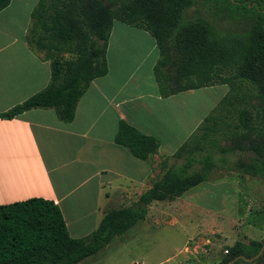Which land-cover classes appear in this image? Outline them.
Listing matches in <instances>:
<instances>
[{
	"label": "trees",
	"instance_id": "obj_1",
	"mask_svg": "<svg viewBox=\"0 0 264 264\" xmlns=\"http://www.w3.org/2000/svg\"><path fill=\"white\" fill-rule=\"evenodd\" d=\"M10 2L0 0V11ZM115 20L143 28L157 41L160 57L154 72L163 95L250 83L261 104L259 124L264 121V0H39L27 40L50 61L51 82L0 116L11 119L30 109L53 108L62 120L71 121L90 83L108 73L106 53ZM227 103L226 94L176 152L177 156L188 153L182 166L168 168L135 206L108 209L86 237L70 234L53 200L32 197L0 205V264H78L145 219L152 202L173 200L207 181L213 169L226 161L221 157L219 163L212 149L222 154L237 149L218 145L212 137L221 125L238 141L250 138L256 129L250 109L239 110L237 119L222 114ZM260 135L262 141L252 146L251 161L239 160L237 167L264 178V126ZM116 142L143 160H149L160 146L157 137L124 120ZM260 247L256 240L238 242L220 264L240 254L253 256Z\"/></svg>",
	"mask_w": 264,
	"mask_h": 264
},
{
	"label": "crops",
	"instance_id": "obj_2",
	"mask_svg": "<svg viewBox=\"0 0 264 264\" xmlns=\"http://www.w3.org/2000/svg\"><path fill=\"white\" fill-rule=\"evenodd\" d=\"M38 2L11 0L0 11V114L51 82L50 61L27 40ZM159 49L149 31L114 22L106 53L108 73L90 83L71 121L62 120L53 108L30 109L11 119L0 116V205L32 197L53 200L70 234L86 237L108 209L135 206L168 168L182 166L188 155L176 152L212 109L180 103V96L196 89L161 93L154 72ZM121 120L159 139L149 160L116 142ZM229 170L238 184L239 174L250 176ZM202 183L173 200L152 202L149 211H156L157 220L163 213L173 215L178 205L192 209L198 203L188 193Z\"/></svg>",
	"mask_w": 264,
	"mask_h": 264
},
{
	"label": "rangeland",
	"instance_id": "obj_3",
	"mask_svg": "<svg viewBox=\"0 0 264 264\" xmlns=\"http://www.w3.org/2000/svg\"><path fill=\"white\" fill-rule=\"evenodd\" d=\"M115 23L119 26L121 21L115 20ZM175 67V64L170 66L171 72ZM232 86L204 87L180 96V103L199 105L202 111L210 107L213 111L227 94L228 103L222 114L237 119L239 110L250 109L253 113L256 129L250 138L234 140L222 125L220 132L212 136L218 145L237 149L226 154L212 149L219 163H222L221 157L226 158L224 165L216 169L208 182L188 193L194 202L204 207L196 204L190 209L178 205L174 212L172 210L173 215L163 213L157 220L156 211L151 209L145 219L79 264H133L136 261L144 264H220L232 255L238 242L263 240L264 178L239 174L241 184H238L229 170L246 173L237 167L238 161H251L255 154L252 146L262 141L260 126H264V121L259 124L258 118L261 104L256 88L250 83L239 85L235 82L234 89ZM217 172L226 180L213 178L218 176Z\"/></svg>",
	"mask_w": 264,
	"mask_h": 264
},
{
	"label": "flooded vegetation",
	"instance_id": "obj_4",
	"mask_svg": "<svg viewBox=\"0 0 264 264\" xmlns=\"http://www.w3.org/2000/svg\"><path fill=\"white\" fill-rule=\"evenodd\" d=\"M253 240L254 239L250 240L246 244H249ZM256 241L261 242V247L258 250V252H256L253 256H246L244 254H240L236 258L233 259L234 262H236L237 260H240L241 264H264V238L263 240H256ZM242 243H245V242H242Z\"/></svg>",
	"mask_w": 264,
	"mask_h": 264
},
{
	"label": "built area",
	"instance_id": "obj_5",
	"mask_svg": "<svg viewBox=\"0 0 264 264\" xmlns=\"http://www.w3.org/2000/svg\"><path fill=\"white\" fill-rule=\"evenodd\" d=\"M133 264H144L143 262H134Z\"/></svg>",
	"mask_w": 264,
	"mask_h": 264
},
{
	"label": "water",
	"instance_id": "obj_6",
	"mask_svg": "<svg viewBox=\"0 0 264 264\" xmlns=\"http://www.w3.org/2000/svg\"><path fill=\"white\" fill-rule=\"evenodd\" d=\"M234 262V260L232 262H230L229 264H232Z\"/></svg>",
	"mask_w": 264,
	"mask_h": 264
}]
</instances>
